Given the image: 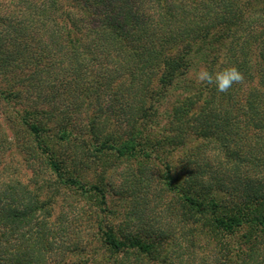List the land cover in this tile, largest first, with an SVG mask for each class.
<instances>
[{
	"label": "trees",
	"instance_id": "16d2710c",
	"mask_svg": "<svg viewBox=\"0 0 264 264\" xmlns=\"http://www.w3.org/2000/svg\"><path fill=\"white\" fill-rule=\"evenodd\" d=\"M227 66L245 77L227 93L195 79ZM114 107L101 150L142 160L183 151L172 187L194 218L182 215L170 264H264V0H0V264H146L152 237L100 223L104 252L90 255L29 163L43 158L66 190L87 141L59 114L82 113L81 131L94 132ZM4 126L51 141L20 145ZM222 153L241 168L211 165ZM207 213L210 232L197 225Z\"/></svg>",
	"mask_w": 264,
	"mask_h": 264
},
{
	"label": "rangeland",
	"instance_id": "374dc122",
	"mask_svg": "<svg viewBox=\"0 0 264 264\" xmlns=\"http://www.w3.org/2000/svg\"><path fill=\"white\" fill-rule=\"evenodd\" d=\"M67 104L66 100L64 107ZM97 110L89 112V117H97L99 115ZM116 112V107L112 108L109 126L104 128L101 124H96L94 132L91 130L93 126L89 131L86 129L85 132L81 131L82 122L79 123L78 120L80 116L83 118L82 113L81 115L72 113L71 108H68L64 113L59 114V122H69L67 125L69 130L73 134L83 132L82 137L87 141L82 157L84 162L79 165L73 162L68 168L70 173L68 175L74 183H69L66 190L62 189L63 181L41 164L43 158L41 160L30 158V167L35 171L38 185L43 187L42 192L47 194L46 199L56 202L53 214L62 216L60 221L64 220L69 224L71 234L81 236L79 241L87 245L89 249L87 252L90 255L104 252L103 249L100 252L96 251L100 245L96 227L100 223L102 227L105 225L114 227L119 237L130 235L152 237L156 246L152 254L143 261L146 264H170L175 258V239L181 236L184 229L182 215L189 218L194 215V209L185 207L179 188L172 187L183 177V151L181 149L173 151L167 159L154 157L142 160L133 156L120 157L114 150H101L100 146L105 135L116 132L114 127ZM87 118L83 120L84 124ZM3 128L7 137H12V141L20 145L31 144L43 147L51 141L43 136L36 140L32 139L26 132L16 127L12 131L7 126ZM14 158L21 161L19 153L14 155ZM237 158L233 157L230 166L226 164V153H222L216 159L214 157L211 165L218 168L221 162V166L224 167L222 171H228L232 165L235 167L234 165L238 163ZM239 164L236 166L241 168L242 165ZM23 172L27 177L29 170L25 167ZM50 178L55 180V184L48 185ZM94 187H98L100 192L93 190ZM208 215L207 213L206 216L201 217L197 225L203 231L210 232L211 218ZM197 217L196 215L195 219ZM73 256L83 259L86 255L78 251L70 257V263L72 259L74 260ZM113 259L114 257L111 262ZM129 259L132 260L133 257L124 258V260ZM61 261V259L56 260L55 264H61L59 263Z\"/></svg>",
	"mask_w": 264,
	"mask_h": 264
},
{
	"label": "clouds",
	"instance_id": "9594fccd",
	"mask_svg": "<svg viewBox=\"0 0 264 264\" xmlns=\"http://www.w3.org/2000/svg\"><path fill=\"white\" fill-rule=\"evenodd\" d=\"M199 84L214 85L218 93H227L235 84L244 83V74L236 66H227L219 71L211 72L207 68H200L195 73Z\"/></svg>",
	"mask_w": 264,
	"mask_h": 264
}]
</instances>
